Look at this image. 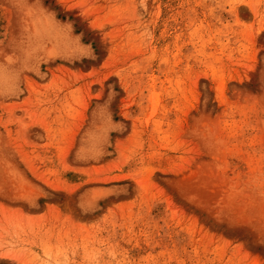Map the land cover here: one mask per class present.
Listing matches in <instances>:
<instances>
[{
  "label": "rangeland",
  "instance_id": "1",
  "mask_svg": "<svg viewBox=\"0 0 264 264\" xmlns=\"http://www.w3.org/2000/svg\"><path fill=\"white\" fill-rule=\"evenodd\" d=\"M0 264H264V0H0Z\"/></svg>",
  "mask_w": 264,
  "mask_h": 264
}]
</instances>
